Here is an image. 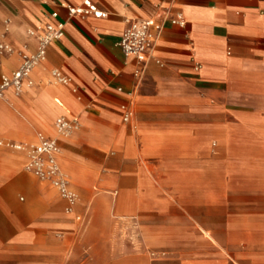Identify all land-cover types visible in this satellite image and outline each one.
I'll return each instance as SVG.
<instances>
[{"label": "crops", "instance_id": "1", "mask_svg": "<svg viewBox=\"0 0 264 264\" xmlns=\"http://www.w3.org/2000/svg\"><path fill=\"white\" fill-rule=\"evenodd\" d=\"M90 1L105 16L0 0V75L35 51L30 30L64 25L0 97V264H264V0ZM148 17L162 30L139 62L117 42ZM62 115L78 119L57 157L70 211L7 145Z\"/></svg>", "mask_w": 264, "mask_h": 264}, {"label": "built area", "instance_id": "2", "mask_svg": "<svg viewBox=\"0 0 264 264\" xmlns=\"http://www.w3.org/2000/svg\"><path fill=\"white\" fill-rule=\"evenodd\" d=\"M162 1L159 0L157 6H160ZM67 9L70 15H79L81 17L88 14H93L97 17L105 16V13L97 9L90 0H84L83 4L79 7H68ZM51 16L56 18L57 13L53 12ZM125 21L127 22V26L122 31L117 45L126 56H131L139 62H144L149 57L159 38L162 22L153 17L143 19L127 18ZM173 22H176V20ZM178 22L182 24V21ZM63 28V22L58 21L40 24L34 30H30V33L35 34L37 38L36 49L34 52L21 54L19 66L11 71L10 74L0 75V97L3 91L8 88L13 89L16 93L20 92L25 80L27 83H31L28 81L31 71L45 59L48 46L63 37ZM6 50L12 52V49L9 47H6ZM51 75L57 83H69V78L62 75L58 70H53ZM128 117L129 114L127 113L123 119L127 120ZM77 127V117L62 115L55 119V136L47 138L39 133L37 135L38 140L35 143L7 144L12 149L27 153L26 171L41 180L49 181L58 191L59 195L68 202L67 211L71 210V206L75 203L77 196L70 189L68 180L57 160L61 152L59 137L69 135Z\"/></svg>", "mask_w": 264, "mask_h": 264}]
</instances>
